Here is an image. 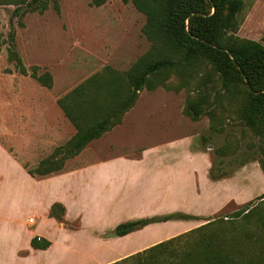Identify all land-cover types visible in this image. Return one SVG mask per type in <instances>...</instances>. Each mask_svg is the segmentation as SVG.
<instances>
[{
  "label": "rangeland",
  "instance_id": "1",
  "mask_svg": "<svg viewBox=\"0 0 264 264\" xmlns=\"http://www.w3.org/2000/svg\"><path fill=\"white\" fill-rule=\"evenodd\" d=\"M91 1L57 0L59 13L50 4L43 14L27 13L22 18L14 12L15 7L0 5V149L22 159L27 155L30 159L28 145L33 129L49 128L46 123L50 120H58L61 128L66 129L65 124L62 125L67 124L65 116L57 105L59 98L105 67L127 72L150 50L151 43L142 31L146 18L135 10L130 0H106L100 7L92 6ZM242 1L244 7L238 16L240 27L235 36L259 42L264 47V0ZM13 32L14 48L29 74L33 67H38V74L48 72L53 79L51 89L42 87L29 75H21L15 69V64L9 62L7 47L9 35ZM231 35L227 34L228 37ZM179 77L177 73L172 74L170 82L173 87L179 84ZM199 83L207 86L209 96L202 117L198 121H191L183 114V108L188 99L197 97L194 89ZM220 92L217 77L212 75L209 68L200 72L177 93L161 87L155 91L142 90L134 108L139 109L138 117L93 143L102 145L103 153L98 157L102 159L106 153L124 154L154 144L164 147L187 132L197 135L196 146L209 155L214 173L225 175L221 180L234 178L219 186V197L232 194L239 196L240 201L250 202L248 210L239 217L234 215L244 204L231 202L208 220L221 215L226 216L224 220L227 221L220 227L213 223L205 232L208 235L235 236L238 254L244 252L255 257L264 251V198L259 199L264 194V174L258 163L264 150V137L243 125L233 113L235 104L220 102L221 98L216 95ZM27 123L33 127L26 126ZM147 128L152 131L146 132ZM64 139H59V143L51 149H42V152L40 147L32 148L33 152L41 155L37 160L40 162L49 157L55 148L66 143ZM222 145L230 146L229 153L218 158L214 149ZM95 148L88 146L83 154L85 160L82 161L88 160L89 153L94 152ZM245 160L248 162L241 165V161ZM218 161L224 164L219 166ZM74 166L76 164L71 162L67 168ZM9 175L16 180V171L11 170ZM32 192L35 191L25 190L21 184L12 189L8 185L0 189V214L12 219L19 218L23 232L27 229L26 220L35 218L31 210V204L36 203L30 198ZM210 202L213 203L211 199ZM21 240L18 232L0 234L1 243L8 246ZM83 249L84 246L81 247L82 253ZM125 249L128 248L121 247L104 259Z\"/></svg>",
  "mask_w": 264,
  "mask_h": 264
},
{
  "label": "trees",
  "instance_id": "2",
  "mask_svg": "<svg viewBox=\"0 0 264 264\" xmlns=\"http://www.w3.org/2000/svg\"><path fill=\"white\" fill-rule=\"evenodd\" d=\"M105 1L92 0L91 5L100 7ZM130 2L135 10L146 18L142 31L151 43L150 50L127 72L105 67L100 73L93 75L57 100L58 107L76 132L35 168L31 169L24 165L30 176L44 177L61 172L67 160L78 156L93 140L99 139L121 123L124 114L134 106L142 90L155 91L161 87L177 93L207 68L217 77L222 91L216 94L221 98L220 102L235 104L233 113L243 125L264 137V47L259 42L235 36L240 27L238 16L243 10V1L130 0ZM50 4L59 13L57 0H0V5L15 7L14 12L19 18L27 13L43 14ZM23 7L25 9L20 13ZM228 33L232 35L228 37ZM14 36V32L9 35L10 43L7 47L9 62L15 64V69L21 75H29L42 87L51 89L53 79L48 72L38 74V67H33L29 74L14 48ZM174 73L180 76L178 87H173L170 82ZM194 90L197 97L186 101L183 114L191 121H198L205 112L209 89L199 83ZM229 149V145H222L214 149V154L222 158L228 155ZM246 162L248 161H241V165ZM258 163L264 174V150L261 151ZM223 164V161H218L219 166ZM209 176L212 181L225 177L214 173L213 163ZM263 198L264 194L259 197ZM249 205L250 202L242 205L234 217L245 213ZM49 214L62 221L64 209L55 204ZM225 217L220 215L205 225L113 264H264V251L255 257L245 255L244 252L238 254L235 236L206 234L205 231L213 226V223L220 227L227 221L224 220ZM190 219L196 218L178 213L139 219L117 225L114 235L123 237L149 224ZM188 244L190 246H187ZM30 245L33 249L45 250L50 244L44 239L34 237Z\"/></svg>",
  "mask_w": 264,
  "mask_h": 264
},
{
  "label": "crops",
  "instance_id": "3",
  "mask_svg": "<svg viewBox=\"0 0 264 264\" xmlns=\"http://www.w3.org/2000/svg\"><path fill=\"white\" fill-rule=\"evenodd\" d=\"M138 99L121 123L110 131L138 117L139 109L134 110ZM64 119L67 124L62 125L65 124L66 129L61 128L58 120H50L46 123L49 128L32 130L28 145L30 159L27 155L22 159L0 149V189L6 185L12 189L21 184L25 190L35 191L30 198L36 201L31 204L35 218L26 220L24 232L19 218L0 214V234L18 232L23 239L10 246L0 241V264H113L198 228L231 202L246 203L232 194L219 197L222 183L234 178L210 179V157L197 148V135L191 132L164 147L154 144L124 154L106 153L102 159H98L103 153L102 145L93 143L96 139L88 144L97 147L89 153V161H82L86 146L78 156L66 161L61 172L44 177L30 176L24 165L35 167L39 163L37 157L41 156L32 148L40 147L42 152L57 145L59 139L66 137L67 142L75 134V128L66 117ZM26 126L33 127L28 123ZM150 131L151 128L146 129ZM153 132L155 134L156 130ZM71 162L76 166L67 168ZM11 170L17 172L16 180L9 175ZM55 204L64 209L62 221L49 214ZM178 213L196 219L153 223L123 237L114 235L116 226L121 223ZM34 237L48 241L49 247L33 249L30 242ZM82 246L86 249L84 253ZM121 247L128 249L104 259Z\"/></svg>",
  "mask_w": 264,
  "mask_h": 264
},
{
  "label": "built area",
  "instance_id": "4",
  "mask_svg": "<svg viewBox=\"0 0 264 264\" xmlns=\"http://www.w3.org/2000/svg\"><path fill=\"white\" fill-rule=\"evenodd\" d=\"M30 222H32V220H30Z\"/></svg>",
  "mask_w": 264,
  "mask_h": 264
}]
</instances>
